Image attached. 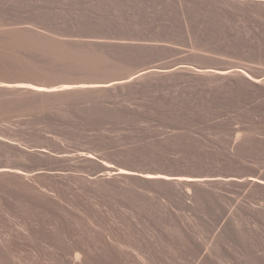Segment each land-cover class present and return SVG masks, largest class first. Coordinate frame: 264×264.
<instances>
[{"label":"rangeland","instance_id":"obj_1","mask_svg":"<svg viewBox=\"0 0 264 264\" xmlns=\"http://www.w3.org/2000/svg\"><path fill=\"white\" fill-rule=\"evenodd\" d=\"M0 264H264V0H0Z\"/></svg>","mask_w":264,"mask_h":264},{"label":"bare ground","instance_id":"obj_2","mask_svg":"<svg viewBox=\"0 0 264 264\" xmlns=\"http://www.w3.org/2000/svg\"><path fill=\"white\" fill-rule=\"evenodd\" d=\"M217 73H220V74H221V73H224V71H220V72H217ZM103 85L106 86V85H108V84H107V83H101V84H98L97 86H103ZM10 86H11L12 88H17V89H22V88H23V89H24V88L26 89V88H27V89H31V90H35V91H37V90L39 89V87H31V86H28V85L26 86V84H24V85H20V83H19V85H17V84H16V85H15V84H11ZM80 87H81V86H80ZM83 87H84V86H83ZM75 243H76V242H75ZM80 248H81V247H80ZM76 251H77V250H76ZM92 258H93V257H92Z\"/></svg>","mask_w":264,"mask_h":264}]
</instances>
